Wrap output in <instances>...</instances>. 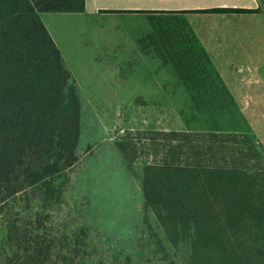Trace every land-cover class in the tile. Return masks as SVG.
I'll use <instances>...</instances> for the list:
<instances>
[{
  "label": "trees",
  "instance_id": "16d2710c",
  "mask_svg": "<svg viewBox=\"0 0 264 264\" xmlns=\"http://www.w3.org/2000/svg\"><path fill=\"white\" fill-rule=\"evenodd\" d=\"M84 10L85 0H0V264H264V148L240 133L118 142L159 229L145 246L105 250L86 224L58 230L49 214L82 158V107L41 13Z\"/></svg>",
  "mask_w": 264,
  "mask_h": 264
},
{
  "label": "rangeland",
  "instance_id": "374dc122",
  "mask_svg": "<svg viewBox=\"0 0 264 264\" xmlns=\"http://www.w3.org/2000/svg\"><path fill=\"white\" fill-rule=\"evenodd\" d=\"M259 2L264 12V0ZM221 13L207 11L198 20L194 14L130 19L131 32L119 27L110 38L97 32L98 36L88 45V36L80 28L82 22L75 19L79 16L76 12L41 13L75 77L82 107V158L70 172L69 184L60 206L56 207L59 209L49 214L59 224L58 230L66 232L76 224H86L93 237L102 239L99 247L114 251L130 249L133 245L143 247L146 244L139 239H145L152 230L159 231L152 215L148 220L152 227L146 223L139 180L117 145L130 133L141 148L144 141L140 139L148 136L150 130H237L264 148L252 130L255 128L264 138V101L245 106L242 100H233L235 94L231 97L219 92H165L154 83L157 80L154 62L137 55L140 49L149 59L153 51L143 42L161 27L177 25L178 29L192 34V26L199 22L208 27H236L239 22L254 24V18L248 22L216 15ZM256 23L260 24V19ZM257 36L264 37V31L258 30ZM133 41L138 44L133 45ZM94 53L99 60L94 59ZM260 71L259 81L264 80V70ZM167 86L170 84L165 89ZM193 96L200 98V102L193 101ZM136 162L138 167L144 161L140 158ZM134 237L138 242L131 241Z\"/></svg>",
  "mask_w": 264,
  "mask_h": 264
},
{
  "label": "crops",
  "instance_id": "0c3cea01",
  "mask_svg": "<svg viewBox=\"0 0 264 264\" xmlns=\"http://www.w3.org/2000/svg\"><path fill=\"white\" fill-rule=\"evenodd\" d=\"M228 8L258 9L257 12L222 11L216 14L248 22L254 18V24L239 22L236 27H208L206 23L199 22L192 26V34L178 29L177 25L161 27L155 33L149 32L147 35L150 34V39L143 42L150 45L153 51L149 59L140 49L138 54L132 51L143 60L154 62V75L157 77L154 83L165 92L228 93L231 97L235 94L233 100H242L245 106L250 102L261 103L264 101L261 95L264 94V80L259 81V77L262 76L261 68L264 70V37H258L257 31H264V12L259 0H85L84 12L77 13L79 16L75 19L82 22L80 28L88 36V45L98 36L97 32H102L108 38L114 37L119 27L131 32L130 19H144L147 15L194 14L198 20L207 11ZM257 18L260 24L256 23ZM141 33L146 36L143 31ZM133 42V45L138 44ZM93 55L94 59L99 60L96 53ZM167 83L171 88L167 86L165 89ZM242 94L248 95L244 97ZM194 99L200 102V98L193 96ZM252 130L264 145V138L255 128ZM187 131L241 133L237 130Z\"/></svg>",
  "mask_w": 264,
  "mask_h": 264
}]
</instances>
